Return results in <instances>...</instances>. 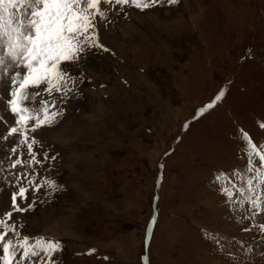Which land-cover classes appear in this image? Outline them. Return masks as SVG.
Instances as JSON below:
<instances>
[{
  "label": "rangeland",
  "instance_id": "1",
  "mask_svg": "<svg viewBox=\"0 0 264 264\" xmlns=\"http://www.w3.org/2000/svg\"><path fill=\"white\" fill-rule=\"evenodd\" d=\"M108 17L96 28L107 51L65 65L72 91L37 97L60 114L29 133L35 163L26 146L11 151L18 138L3 140L15 117L10 79L0 83V219L11 212L30 244L58 242L55 264H264V184L243 138L264 153V0L116 6ZM20 187L18 204L33 207L16 213ZM33 262L46 264L43 253L20 264Z\"/></svg>",
  "mask_w": 264,
  "mask_h": 264
},
{
  "label": "snow or ice",
  "instance_id": "2",
  "mask_svg": "<svg viewBox=\"0 0 264 264\" xmlns=\"http://www.w3.org/2000/svg\"><path fill=\"white\" fill-rule=\"evenodd\" d=\"M158 3L175 5L179 0H0V83L10 79V98L6 104L15 117V125L7 129L3 140L18 138L17 146L11 148L13 153H16L17 147L24 145L31 157L29 165L37 162L33 151V145L37 141L35 138L30 139L29 133L53 124L54 118L60 113L50 111L47 100H40L37 104L36 99L41 92L48 95L53 92L66 95L72 91L69 83L74 84L76 81L66 71L65 65L77 64L90 49L107 51L98 42L97 23L107 21L108 12L116 6H120L121 10L125 6L144 10ZM223 95L221 91L213 102L199 112L203 113L212 108ZM30 97L33 102L31 106L26 103ZM243 138L249 149V172L253 171V156L259 157V167L256 168L259 187L264 184V153L257 151V146L246 133ZM260 147L264 148V145ZM22 163L24 162L17 158L11 167L15 168ZM216 179L225 181L228 178L221 173ZM45 183L52 189L56 188L52 181ZM247 183L248 191H254L251 187L253 180L249 179ZM237 190L241 193L244 191ZM26 191V188L20 187L19 192L13 194L14 212H24L33 207L29 204L25 208L17 202V196L24 198ZM223 191L231 200L233 192L229 188H224ZM251 202L255 208H260L259 196ZM4 217L0 219V227L3 228L0 231L3 252L0 264H13L14 260L20 264L21 261L37 257L41 253L45 256L46 264H55L53 256L60 250L58 242L37 239L34 244H30L27 237H20L19 233H15V226L8 223L12 213H5ZM260 230L264 232V224L260 225ZM9 231L15 233V243L13 240H6Z\"/></svg>",
  "mask_w": 264,
  "mask_h": 264
},
{
  "label": "bare ground",
  "instance_id": "3",
  "mask_svg": "<svg viewBox=\"0 0 264 264\" xmlns=\"http://www.w3.org/2000/svg\"><path fill=\"white\" fill-rule=\"evenodd\" d=\"M132 48V47H131Z\"/></svg>",
  "mask_w": 264,
  "mask_h": 264
}]
</instances>
